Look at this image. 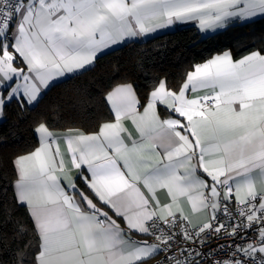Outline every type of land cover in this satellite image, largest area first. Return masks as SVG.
<instances>
[{
  "label": "snow or ice",
  "instance_id": "snow-or-ice-1",
  "mask_svg": "<svg viewBox=\"0 0 264 264\" xmlns=\"http://www.w3.org/2000/svg\"><path fill=\"white\" fill-rule=\"evenodd\" d=\"M257 17L264 0H0V113L174 22L215 31ZM136 88L107 90L112 119L92 132L37 123L38 146L13 162L36 237L31 264H200L174 245L205 237L229 241L208 264H264V51L216 55L178 90L162 79L142 100Z\"/></svg>",
  "mask_w": 264,
  "mask_h": 264
},
{
  "label": "trees",
  "instance_id": "trees-1",
  "mask_svg": "<svg viewBox=\"0 0 264 264\" xmlns=\"http://www.w3.org/2000/svg\"><path fill=\"white\" fill-rule=\"evenodd\" d=\"M257 50L264 51V17L211 34L183 25L105 51L85 70L52 84L32 105H7L0 122V264H20L22 257L31 264L35 251L32 218L14 198L13 162L38 145L37 123L47 121L49 129L91 132L112 118L104 95L118 83H133L143 99L162 79L169 88L178 89L195 64L216 54L228 51L237 59Z\"/></svg>",
  "mask_w": 264,
  "mask_h": 264
},
{
  "label": "crops",
  "instance_id": "crops-1",
  "mask_svg": "<svg viewBox=\"0 0 264 264\" xmlns=\"http://www.w3.org/2000/svg\"><path fill=\"white\" fill-rule=\"evenodd\" d=\"M236 23H239V22H236ZM235 23V24H236ZM183 25H195L196 26V28L202 33V34H211V33H214V32H216V31H219V30H222V29H217V30H215V31H212V30H207V31H202L200 28H199V22L198 21H195V20H192V21H184V22H174L172 25H170V26H166V27H164V28H160V29H157V30H155L153 33H150V34H147V35H145V36H141V37H137V38H132V39H129L128 41H126V42H124V43H122V44H119V45H114V46H112V47H110L109 49H106L105 51H108V50H110V49H112V48H115V47H117V46H122V45H124V44H126V43H129V42H133V41H144V40H148V39H151V38H154V37H156V36H159V35H162V34H165V33H168V32H171V31H174V30H176L177 28H179V27H181V26H183ZM224 29V28H223ZM104 51V52H105ZM226 52V51H225ZM228 52V51H227ZM224 52H222V53H219V54H216V55H220V54H223ZM230 53V52H229ZM231 54V53H230ZM249 54V53H248ZM248 54H246V55H248ZM216 55H214V56H216ZM246 55H244V56H246ZM214 56H212V57H210L209 59H207V60H204V61H202V62H199V63H197V64H195V65H198V64H202V63H204V62H206V61H208V60H210V59H212ZM244 56H242V57H239V58H237V59H234V60H239V59H241V58H243ZM89 67V66H88ZM194 67V66H193ZM193 70V68L190 70V71H192ZM82 71V70H81ZM78 72H80V71H77V72H74V73H69V74H67L66 76H64V77H60V78H57L56 80H54L52 83H51V85L52 84H54V83H57V82H59V81H61V80H63V79H66V78H68V77H70L71 75H74V74H76V73H78ZM185 80V79H184ZM184 83V81L182 82V84ZM181 84V85H182ZM50 85V86H51ZM180 87V86H179ZM176 90H178V89H176ZM201 94H203V93H201ZM188 95H189V97H191V93L189 92L188 93ZM42 96V95H41ZM142 99V98H141ZM143 100V99H142ZM143 109H141V111H142ZM160 112H161V114H162V116L163 115H165V113H164V109H163V107H161L160 109ZM3 119V111H2V113H0V122H1V120ZM112 119V118H111ZM110 119V120H111ZM109 121V120H108ZM105 122V121H104ZM126 126L129 128V130L132 132V134H133V136H136L137 134L135 133V129L131 126V123L130 122H126ZM51 131H53L54 133H57V134H62V133H65L68 129H64V130H55V129H50ZM78 130H80V129H78ZM81 131H83V130H81ZM92 132V131H91ZM36 134V133H35ZM36 137H37V139H38V136H37V134H36ZM38 146V145H37ZM36 146V147H37ZM35 147V148H36ZM60 147H61V150L62 151H66V145H65V143H64V141L61 139L60 140ZM34 148V149H35ZM33 149V150H34ZM32 150V151H33ZM31 151H29V152H27V153H23V154H20V155H18V156H21V155H25V154H28V153H30ZM17 156V157H18ZM78 183V182H77ZM80 184H82L83 186H81ZM81 188H83L84 187V184H83V181L82 180H80L79 181V184H78ZM161 199H163V195L161 196ZM182 206L184 207V211H185V214L186 215H188L189 216V218L191 219V221H192V224H198V223H200V221L201 220H203L204 219V214L203 213H200V214H194V213H192V211H191V206L189 205V204H187V202L186 201H184V202H182ZM28 210V209H27ZM105 210H107V209H105ZM29 212V211H28ZM137 238H139V237H134V239H137Z\"/></svg>",
  "mask_w": 264,
  "mask_h": 264
},
{
  "label": "built area",
  "instance_id": "built-area-1",
  "mask_svg": "<svg viewBox=\"0 0 264 264\" xmlns=\"http://www.w3.org/2000/svg\"><path fill=\"white\" fill-rule=\"evenodd\" d=\"M137 239H140V237ZM205 239L209 241V244H201L199 241H197L195 244H193L191 241H181L178 245H174V248L177 250H184V255L180 257L181 259H184V257L187 256L189 260L199 261L200 264H208L209 258L212 261H215L221 259L223 256L228 255L227 252L217 251V245L227 244L229 243L228 240L223 238L212 239V237H205ZM150 242H154V240H150ZM209 246L212 249L211 252L209 251ZM197 252H203L205 255L198 256L196 255ZM161 259L162 257L157 255L154 259H149L147 264H157V261H160Z\"/></svg>",
  "mask_w": 264,
  "mask_h": 264
}]
</instances>
